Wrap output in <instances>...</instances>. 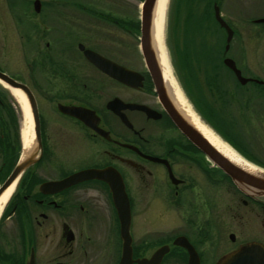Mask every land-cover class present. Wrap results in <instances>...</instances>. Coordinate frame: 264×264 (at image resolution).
Segmentation results:
<instances>
[{
  "label": "flooded vegetation",
  "instance_id": "obj_1",
  "mask_svg": "<svg viewBox=\"0 0 264 264\" xmlns=\"http://www.w3.org/2000/svg\"><path fill=\"white\" fill-rule=\"evenodd\" d=\"M4 1L26 7L20 0ZM32 7L35 44L48 39L45 51L50 63L42 78L44 88L37 86L36 76L30 77L41 93L36 95L28 87L35 101L43 99L42 107L49 109L44 112L53 116H43L37 106L38 134L32 121L31 142L25 148L16 112L0 110V196L13 185L0 211V264H119L122 240L109 186L115 174L129 205L132 258L149 259L155 250L147 254L142 246L146 236L136 237L145 226L143 214L155 211L151 215L155 220L185 214L181 220L187 221L193 209H207L212 178L220 172L176 126L173 116L181 110L165 83L157 52V62H153L141 51L140 14L133 24L131 15H104L84 0H33ZM103 20L124 33L127 43L117 42L115 35L105 37V32L100 36L97 30L103 25L107 28ZM91 22L97 23L93 25L97 30H84V23ZM132 36L134 45L130 44ZM93 37L98 38L97 48L89 42ZM105 44L112 55H105ZM229 49L230 45L226 51L223 46L222 60ZM37 50L35 54H40L38 44ZM86 50L113 63V73L106 74L89 61ZM55 54L61 55L59 66L50 59ZM59 105L78 110V115L63 112ZM84 170L103 174L65 187L60 183ZM14 172L13 182L2 189ZM222 180V176L216 179L219 186ZM197 197L202 202L193 208ZM245 200H240L242 207L248 204ZM250 200L256 206V218L262 215L264 237V200ZM190 226L196 235L184 229L172 235L155 225L159 238L166 236L156 249L169 247L159 264H164L173 248L182 251L187 264L186 251L172 242L183 236L197 251L202 232ZM254 241L264 245L262 239Z\"/></svg>",
  "mask_w": 264,
  "mask_h": 264
},
{
  "label": "rangeland",
  "instance_id": "obj_2",
  "mask_svg": "<svg viewBox=\"0 0 264 264\" xmlns=\"http://www.w3.org/2000/svg\"><path fill=\"white\" fill-rule=\"evenodd\" d=\"M26 4V7H22L19 2L16 4H10L8 1L0 0V70L15 79L22 80L27 86H31V74L37 77V86L44 88L45 81L44 74L49 66L50 60L47 58L45 51V43L47 38H43L37 42L40 47V54L38 52L37 44H35V37L33 35L34 29L31 24H34L35 13L32 7L33 0H20ZM44 2V0H40ZM88 2V5L94 7L96 10L104 15L111 14L117 16H129L131 15L132 23L134 18L140 14V6L142 0H84ZM182 4V6H181ZM194 5H189L186 1L182 0H168L165 18L163 24V49L167 56V64L170 73L173 76V80L176 83V87L180 90L186 103L191 110L196 114L198 119L208 128H210L223 142L229 145L234 151H236L242 158L258 168H264V91L261 87L255 84H245L243 87L238 86L233 75L220 65V77L223 80V87L230 92H237V98L245 102L248 97L251 100L249 103L242 106H237L239 103H231V105H223L219 101H216L215 108L209 109V112L214 113V116H207L205 119L201 114L202 111L198 107V103H202L200 97L205 99L209 98L208 102L212 103L214 99L210 96L209 90L203 85V82L199 81L198 89L194 88L193 81L191 83L183 77L182 72L178 69L181 66L179 64L176 55L173 54L174 44L177 43L180 46L184 45L187 41L186 30L190 32H196L198 29L203 33L209 31L205 36L208 41V47L217 49L216 60L222 63L223 46L225 42V32L218 27L213 20V16L210 18L209 24L206 20L204 23L203 13L197 9V1L193 0ZM13 5V6H12ZM220 8L221 17L228 23L231 29L234 31L233 37L230 42V49L227 55L232 58L237 66L241 69L244 76H250L264 80V24L257 23L254 20L264 17V0H222L217 4ZM25 9V11L22 9ZM43 8V6H42ZM40 7V11H42ZM91 8V7H90ZM181 9V14H180ZM185 14V12H188ZM197 12V14H196ZM22 14L23 18L18 15ZM194 16L200 21L193 23L189 18ZM42 14V13H41ZM25 15V16H24ZM205 16L206 13H205ZM208 17V16H207ZM187 18V20H186ZM193 19V18H192ZM32 21V22H31ZM99 21L102 19L99 18ZM105 22L106 26L102 23V28L97 30L96 22L84 23V30H90L94 28L101 36L102 32L104 36H116V41L121 44L127 43L128 37L124 33H118V29L113 23ZM99 23V22H98ZM100 24V23H99ZM193 24V25H192ZM198 25H201L200 27ZM88 26V29H86ZM197 26V27H196ZM134 36H132L133 38ZM130 38V44H135L134 38ZM96 37L90 38L89 42L94 47H99ZM102 43V42H101ZM106 45L105 55L110 56L108 52V45ZM132 45V46H133ZM199 49V48H198ZM119 53V52H116ZM115 53V58L119 57ZM214 53V52H213ZM173 54V55H172ZM132 58V54L130 55ZM53 61L54 66H59L61 62V55H52L50 58ZM34 65H37L35 69ZM222 68V69H220ZM43 78V79H42ZM1 85V84H0ZM193 85V86H192ZM7 89L8 93H0V110L16 112L19 117L20 126L23 124V110L18 104L14 96L11 94L10 89ZM201 86V89H200ZM35 94L40 92V88L34 89ZM216 100V99H215ZM254 101V102H253ZM38 111L45 117H52L53 114L48 108L42 107L43 99H36ZM196 103V104H195ZM202 104H200L202 106ZM29 107V106H28ZM42 107V110H41ZM206 107V105H205ZM227 122L228 125L225 123ZM215 125L222 126L215 128ZM225 134V135H223ZM213 166V165H212ZM214 168V166H213ZM215 169H213V173ZM222 176L220 173L214 174L212 178V190L210 196V204L206 210L197 208L193 209L191 213L183 221L182 218H186L185 214H182V218L169 217L167 220H155L151 215L155 211H146L143 214L144 229L138 232L136 237L146 236V244L142 246L145 248L147 254H151L161 242L162 238L159 230H154L155 225L162 229L163 232L169 231L172 235L176 233H184L183 229L188 231L191 235H196L193 228L190 225L195 226L197 231H201L203 242L197 246V251L200 252L201 264H215L223 255L232 251L244 242L254 241L255 239H262V230L260 226V218H256L254 210L256 209L253 201L247 198L241 193L235 185H231L223 176L224 180L222 186H219V179ZM218 184V185H216ZM236 190H235V189ZM164 199L166 192L163 191ZM195 198V197H193ZM199 200L192 204L193 208L197 206ZM246 198L248 204L246 207H242L241 199ZM192 200V199H191ZM245 200V201H246ZM264 200V198H263ZM191 202V201H189ZM243 208V209H241ZM185 212V210H184ZM171 215V214H169ZM191 219V220H190ZM177 220L179 221L177 225ZM177 226L179 229H176ZM174 227V228H173ZM190 228V229H187ZM234 235V241H231L229 236ZM143 242V241H142ZM146 245V246H145ZM141 249V248H139ZM119 253V245L116 244V258ZM183 253L176 248L171 249L164 264H184L182 261ZM186 256V255H185ZM186 258V257H185Z\"/></svg>",
  "mask_w": 264,
  "mask_h": 264
},
{
  "label": "water",
  "instance_id": "obj_3",
  "mask_svg": "<svg viewBox=\"0 0 264 264\" xmlns=\"http://www.w3.org/2000/svg\"><path fill=\"white\" fill-rule=\"evenodd\" d=\"M156 1L157 0H143L140 7L141 51L145 57H149L153 62H155L156 53L152 43L151 25ZM37 4L38 1L35 2L36 7ZM213 15L219 26L226 32V44L224 47L226 51L229 48V42L232 38L233 30L221 17L219 7L216 3L213 5ZM255 22L264 23V17L256 19ZM84 55L104 73L110 75L113 73V70L115 69L114 64L109 63L105 58L88 50L84 52ZM223 64L233 72L239 84L245 85L248 82H254L261 85L264 89V80L243 76L240 69L237 68L234 60L230 57H225L223 59ZM116 68V70H119L117 66ZM0 84L8 89H17L24 94L29 106L32 121L34 123L35 132L37 131L36 134H38L37 105L29 87L25 83L9 76L1 70ZM59 109L63 112L71 113L72 115H78V110L70 109L61 105H59ZM173 119L180 131L205 155L214 167L219 169L226 177L229 178L232 184H234L241 193L255 200L264 198V168H258L256 166L254 168H247L231 161L202 135L198 128L182 111H178L173 116ZM16 173L17 172L13 173L14 176L12 175L11 179L5 183L2 189L9 186L11 182H13V177L15 178ZM102 174L103 172L98 170H84L70 175L60 183L65 187L88 178L101 177ZM114 176L116 180L109 181V186L112 191V200L115 206L119 222L120 238L122 240L121 258L119 264H132L133 262L136 264H159L163 256L169 250L167 245L157 248L149 259L134 260L132 258L131 236L129 233V205L123 190L122 182L118 179L116 174ZM229 238L234 241L233 234H230ZM172 243L173 245L181 247L186 251L188 257L187 264H199V257L196 250L185 237H176ZM215 264H264V245L257 241L248 242L240 248L223 255Z\"/></svg>",
  "mask_w": 264,
  "mask_h": 264
},
{
  "label": "trees",
  "instance_id": "obj_4",
  "mask_svg": "<svg viewBox=\"0 0 264 264\" xmlns=\"http://www.w3.org/2000/svg\"><path fill=\"white\" fill-rule=\"evenodd\" d=\"M186 1L189 3V5H194L193 0H183L184 3ZM195 1H197V3H198L197 9L203 13L204 18H202V21L205 23L207 20V22L209 24V22H211L210 18L213 16V9H212L213 4L214 3L219 4L222 0H195ZM181 3H182V0H181ZM181 6H182V4H181ZM188 13H189V11L185 12V14H188ZM205 13L208 17L205 16ZM180 14H181V9H180ZM196 14H197V12H196ZM192 18H189L188 21L191 20L194 24L195 23L198 24V21L201 22L200 18L197 19L194 16V13H193ZM186 20H187V18H186ZM213 20H214V18H213ZM198 26L200 27L201 25H198ZM186 31H187V34L190 33L189 36H191V37H187L186 38L187 41L182 46L175 43L174 49H173V54L176 55V58H177L179 64L181 63V66L179 67L178 70L180 72L184 73V74H182L183 77H185V79H187L190 83H191V81H193L195 89H198L197 84L199 85V81L203 82V85L206 86L207 90H209L208 92H209L210 96H214V97H212L214 99V101L212 103L208 102L209 98L206 97L205 99H203V98H201L202 96L200 97V100H201V102H203V104L197 102L198 107H200V109L202 111L201 114L204 116V118L206 119L207 116H214L215 115L214 114V113H216L215 111H214V113H211V112H209V110L207 108H209V109L213 108V110H214L216 101H219L221 104H223L225 106H227L228 104L231 105V103H239L237 106H240V104L242 102V106H243V103L247 104L251 100H254L255 96L253 95V99H249V97H248L246 100H244L245 102H243L242 100L237 98V96H236L238 94L237 92H230V91H227L224 89V87H223L224 83H223V80H221L220 70H218V69H219L220 65L223 66L222 68H224V69H226V68L224 67V65L222 63H219L216 61V60H218L216 58L217 49L212 50L211 48L208 47V41L206 40L205 35L209 31H207V32L204 31L203 33L199 29L196 32H190L189 29ZM222 68H220V69H222ZM238 86H240V85L238 84ZM256 86H258V85H256ZM240 87H243V86H240ZM200 89H201V86H200ZM0 93H8V91H7V89L3 88L0 85ZM0 104H1V100H0ZM200 104H202V106ZM205 105H206V107H205ZM225 123L228 125L227 122H225ZM215 126H216L215 128L218 130L217 126H219V125H215ZM219 127L222 128V126H219ZM223 135H225V134H223ZM223 177L233 186V184L231 183L229 178H227L224 175H223Z\"/></svg>",
  "mask_w": 264,
  "mask_h": 264
},
{
  "label": "bare ground",
  "instance_id": "obj_5",
  "mask_svg": "<svg viewBox=\"0 0 264 264\" xmlns=\"http://www.w3.org/2000/svg\"><path fill=\"white\" fill-rule=\"evenodd\" d=\"M168 0H157L155 8L153 11V20L151 25L152 33V43L157 52V57L160 66L163 70V77L165 83L167 84L169 90L171 91L177 105L180 110L186 115V117L198 128L202 135L215 146L222 154L228 157L231 161L235 162L240 166H245L247 168H254L255 166L244 158H242L236 151H234L229 145L223 142L210 128L205 126L196 116V114L191 110L189 105L186 103L184 97L182 96L180 90L176 87V83L173 80V76L169 71L167 64V56L163 49V24L165 18V10ZM11 94L14 96L18 104L23 110V126L21 129L22 143L25 148L31 142L32 138V117L28 107L27 100L23 93L17 89H10ZM13 190V185H11L3 194L0 196V211L8 199L9 195Z\"/></svg>",
  "mask_w": 264,
  "mask_h": 264
}]
</instances>
